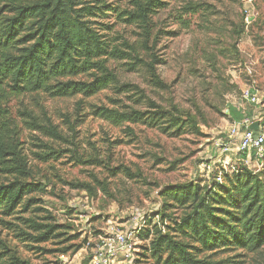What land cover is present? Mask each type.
I'll return each instance as SVG.
<instances>
[{
  "label": "rangeland",
  "instance_id": "374dc122",
  "mask_svg": "<svg viewBox=\"0 0 264 264\" xmlns=\"http://www.w3.org/2000/svg\"><path fill=\"white\" fill-rule=\"evenodd\" d=\"M106 1L130 8L129 0ZM98 22L109 26L107 36L123 51L129 52L125 43L136 46L135 58L108 62L118 76L117 88L91 97L23 95L6 105L19 122L24 106L40 119L51 118L62 134V140H55L21 126L20 140L40 172L35 178L43 175L51 181L42 197L44 208L54 223L70 229L57 240L36 244L18 234V228L34 234L21 219L30 212L0 215V239L7 246L0 250V264L11 262L12 256L28 264H92L95 245L106 234L127 228L133 209L159 223L162 214L168 215L166 224L172 223L182 209L163 206L161 191L184 181L210 184L211 170L205 165L213 168L211 143L232 123L226 110L251 109L241 99L244 87L254 85L264 95V0H167L151 15L147 29L121 22L113 13ZM121 84L127 85L122 91ZM145 99L178 118L179 130L141 123L115 126L90 114L93 105L150 110ZM41 144L59 157L40 163L32 152L44 151L36 147ZM230 160L233 168L241 164L253 173L264 172L246 154ZM63 182L87 183L93 190L72 189ZM145 244L136 237L115 264H155L142 257ZM198 255L223 264H264V246L255 252L219 249Z\"/></svg>",
  "mask_w": 264,
  "mask_h": 264
},
{
  "label": "trees",
  "instance_id": "16d2710c",
  "mask_svg": "<svg viewBox=\"0 0 264 264\" xmlns=\"http://www.w3.org/2000/svg\"><path fill=\"white\" fill-rule=\"evenodd\" d=\"M166 1L129 0L130 8L119 9L106 0H0V215L31 213L21 219L34 234L18 228L22 240L36 244L57 240L70 226L54 223L43 206L42 197L49 193L51 181L43 175L35 178L40 172L23 152L21 126L55 140L63 137L51 118L40 119L24 106L18 112L19 122L6 105L11 98L23 95L91 97L106 88H117L118 76L108 62L135 58L132 54L136 46L125 43L129 52L120 49L107 36L109 26L98 19L113 13L121 22L147 29L151 15ZM154 82L162 85L157 78ZM126 87L121 84L119 90ZM139 97L144 98L141 94ZM145 103L150 110L129 107L120 111L93 105L90 114L115 126L141 123L174 132L178 118L169 117L150 100L145 99ZM228 111L232 121L241 118L237 110ZM36 147L44 148L32 152L40 163L59 157L47 144ZM216 174L214 168L210 184L184 181L161 191L163 206L182 209V213L168 225L170 217L165 214L159 218L160 223L145 221L137 236L146 243L142 257L153 259L155 264H223L198 254L219 249L255 252L264 246V172L253 173L239 164L223 173L221 182L215 180ZM63 184L93 190L87 183ZM1 249L7 250V246L0 239ZM67 251L65 248L61 253ZM12 258L3 264H28ZM2 259L0 254V262Z\"/></svg>",
  "mask_w": 264,
  "mask_h": 264
},
{
  "label": "built area",
  "instance_id": "2783aa9c",
  "mask_svg": "<svg viewBox=\"0 0 264 264\" xmlns=\"http://www.w3.org/2000/svg\"><path fill=\"white\" fill-rule=\"evenodd\" d=\"M241 99L251 106V109L236 108L241 118L232 121L211 143L215 162L213 168L208 164L205 167L212 173L216 166L215 180L218 182H221L223 173L233 169L230 160L232 155L246 154L249 160L254 161L257 169L264 166V95H261L254 85H250L241 90ZM254 122H257L256 130L249 128ZM129 217L131 223L127 228L106 234L95 245L92 264H115L114 259L119 253L131 250L134 239L145 226L146 219L136 209L131 211ZM125 256L129 257L126 254Z\"/></svg>",
  "mask_w": 264,
  "mask_h": 264
},
{
  "label": "water",
  "instance_id": "95a60500",
  "mask_svg": "<svg viewBox=\"0 0 264 264\" xmlns=\"http://www.w3.org/2000/svg\"><path fill=\"white\" fill-rule=\"evenodd\" d=\"M250 129H253V130H256L257 128V122H254L252 123L250 126H249Z\"/></svg>",
  "mask_w": 264,
  "mask_h": 264
}]
</instances>
